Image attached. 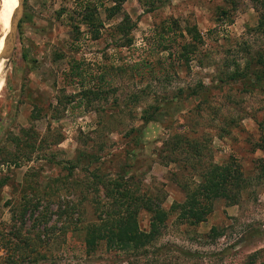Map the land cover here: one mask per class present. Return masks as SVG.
I'll use <instances>...</instances> for the list:
<instances>
[{"label":"rangeland","instance_id":"1","mask_svg":"<svg viewBox=\"0 0 264 264\" xmlns=\"http://www.w3.org/2000/svg\"><path fill=\"white\" fill-rule=\"evenodd\" d=\"M84 1L22 0L0 53V264H264V0H126L108 20L99 7L90 30ZM124 14L134 26L120 48ZM77 151L100 164L68 169ZM223 164L243 175L235 204L216 200L195 226L170 211ZM92 174L132 175L137 195L161 201L167 217L145 254L85 253L90 201H109ZM137 219L147 231L150 214Z\"/></svg>","mask_w":264,"mask_h":264},{"label":"trees","instance_id":"2","mask_svg":"<svg viewBox=\"0 0 264 264\" xmlns=\"http://www.w3.org/2000/svg\"><path fill=\"white\" fill-rule=\"evenodd\" d=\"M104 0H85L82 2L83 11L81 13V21L90 28H95L96 25L102 26L98 21V8L101 7L105 11L106 18L111 19L122 12V4L126 0L111 1L109 7L103 5ZM29 20V17H25ZM129 20L127 15H123V21L116 26V32L120 35L118 47L128 46L131 44L129 39L130 29L133 24L127 25ZM261 23V24H260ZM264 27V23L259 22V26ZM93 39L99 38L97 31L93 30ZM124 34V35H123ZM124 41V43H122ZM26 56V55H25ZM259 64L264 65V57H259ZM261 75L264 78V67ZM259 75L256 79L258 84L263 81ZM262 79V80H261ZM201 88V86H200ZM205 92L208 90L204 89ZM259 130L261 132L259 139V149L264 153V131L263 124L259 122ZM137 132V129H131ZM98 158L86 153L85 151H77L75 159L69 163L68 169H74L78 166L90 167L100 164ZM260 177L264 179V166H260ZM200 183L193 191H187L185 202L183 204L173 203L170 211L178 212L179 218H185L187 224L195 226L205 222L207 217L212 212L213 203L216 200H226L230 204H235L240 191L244 189L245 183H242L243 175L239 169L233 164L212 165L204 173L199 175ZM105 175L92 174L89 187L98 194L99 186H103L106 198L109 201H103L96 197L90 201L92 212L96 214V221L86 225L84 232V247L85 253L90 254L101 244H104L107 249L126 254H145L148 247L152 246L155 239L159 236L162 227L164 226L168 212L161 209V201L156 197H146L145 195H137V192L132 190V186H137L134 176H129L125 179L123 176H117L114 179H106ZM5 182H0V186ZM35 204H21L19 213H27L30 211L35 213L42 204L40 201H35ZM69 205L65 204L63 209L59 206L58 217H67ZM145 211L150 214L149 229L142 231L138 224V214ZM40 218L44 224L45 231L43 235H47L44 221V214ZM23 217V216H22ZM50 228V227H49ZM50 230V229H49ZM16 234V233H15ZM51 234V233H50ZM220 235L216 228H211L207 236L215 238ZM12 250V247H9ZM185 256H190L188 251L184 252Z\"/></svg>","mask_w":264,"mask_h":264},{"label":"bare ground","instance_id":"3","mask_svg":"<svg viewBox=\"0 0 264 264\" xmlns=\"http://www.w3.org/2000/svg\"><path fill=\"white\" fill-rule=\"evenodd\" d=\"M18 7V0H1L0 4V25L2 26V29L5 30L3 35L0 38V45H3L5 43L4 39L5 36L7 35V32L11 28V19H13V13H15L16 9ZM12 22V21H11ZM10 24V25H9ZM0 50V53L5 51L4 58L8 53V50L3 49ZM9 48V46H8ZM4 58L1 61V66H0V71L2 70V65L4 63Z\"/></svg>","mask_w":264,"mask_h":264},{"label":"water","instance_id":"4","mask_svg":"<svg viewBox=\"0 0 264 264\" xmlns=\"http://www.w3.org/2000/svg\"><path fill=\"white\" fill-rule=\"evenodd\" d=\"M22 0H18V7L15 11V13H13V19H12V23H11V28L9 29V31L7 32V35L5 36V49L7 48V46L10 47V53L12 50V41H13V33H14V29L16 27V24L18 22V19L20 17V4H21Z\"/></svg>","mask_w":264,"mask_h":264}]
</instances>
